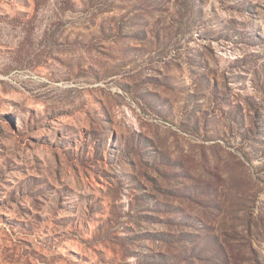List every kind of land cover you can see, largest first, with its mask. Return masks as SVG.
I'll use <instances>...</instances> for the list:
<instances>
[{
	"label": "rangeland",
	"instance_id": "rangeland-1",
	"mask_svg": "<svg viewBox=\"0 0 264 264\" xmlns=\"http://www.w3.org/2000/svg\"><path fill=\"white\" fill-rule=\"evenodd\" d=\"M0 264H264V0H0Z\"/></svg>",
	"mask_w": 264,
	"mask_h": 264
}]
</instances>
